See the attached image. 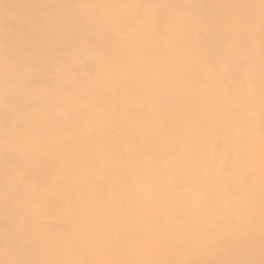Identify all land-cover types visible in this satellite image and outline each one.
Segmentation results:
<instances>
[{"label":"bare ground","instance_id":"bare-ground-1","mask_svg":"<svg viewBox=\"0 0 264 264\" xmlns=\"http://www.w3.org/2000/svg\"><path fill=\"white\" fill-rule=\"evenodd\" d=\"M0 264H264V0H0Z\"/></svg>","mask_w":264,"mask_h":264}]
</instances>
